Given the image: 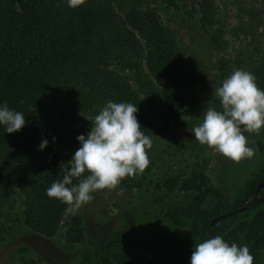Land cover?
I'll list each match as a JSON object with an SVG mask.
<instances>
[{
  "label": "trees",
  "instance_id": "16d2710c",
  "mask_svg": "<svg viewBox=\"0 0 264 264\" xmlns=\"http://www.w3.org/2000/svg\"><path fill=\"white\" fill-rule=\"evenodd\" d=\"M176 1L81 0L72 8L67 0H0V104L7 103L26 118L22 130L12 134L0 126V239L15 220L45 237L59 232L73 206L48 197L46 189L62 179L79 147L76 137L90 131L91 121L109 100L137 106L141 131L149 137L159 132L161 123L178 122L188 107L200 102L205 73L198 61L185 55L177 32L159 10V5ZM260 3L235 1L234 34L241 41L261 36L264 0L263 7ZM199 6L203 27H214L216 0H200ZM220 66L224 80L242 69V61L236 58L231 66L223 58ZM254 75L264 89V57ZM43 139L49 144L41 151ZM198 178L201 173L194 171L181 188L198 189ZM261 181L264 176L249 182L247 196L226 209L220 221L205 223L202 236L248 230L254 240L262 233ZM178 186L179 180L167 181L170 189ZM19 203L22 210L17 214ZM83 238L82 221L74 217L67 242Z\"/></svg>",
  "mask_w": 264,
  "mask_h": 264
},
{
  "label": "rangeland",
  "instance_id": "374dc122",
  "mask_svg": "<svg viewBox=\"0 0 264 264\" xmlns=\"http://www.w3.org/2000/svg\"><path fill=\"white\" fill-rule=\"evenodd\" d=\"M199 1L177 0L159 5V10L163 21L177 32L185 55L198 61L205 73L200 102L188 107L189 113L178 122L160 124L159 132L150 137V162L143 172L123 178L113 189L98 190L86 204L73 206L54 237L35 233L15 220L0 239V264L28 260L36 264H189L195 243L206 239L202 228L214 218L212 214L230 209L247 196L249 182L264 176V128L258 134L244 133L254 154L238 162L199 143L190 131L202 122L207 107L220 109L219 99L211 93L223 81L221 60L226 58L233 66L239 58L242 69L255 74L264 57V26L252 42L234 34L236 0H216L218 23L211 28L200 21ZM259 6L263 7L262 0ZM194 171L201 173L200 187L181 188ZM169 180H179V186L168 188ZM21 210L19 203L15 213ZM74 217L82 221L84 238L69 244L66 233ZM222 236L229 244H246L253 264H264V231L254 240L248 230H231Z\"/></svg>",
  "mask_w": 264,
  "mask_h": 264
},
{
  "label": "clouds",
  "instance_id": "9594fccd",
  "mask_svg": "<svg viewBox=\"0 0 264 264\" xmlns=\"http://www.w3.org/2000/svg\"><path fill=\"white\" fill-rule=\"evenodd\" d=\"M80 2L67 0L72 8ZM211 94L219 99L220 109L203 110L202 122L190 130L194 139L233 161L252 157L253 149L244 133L258 134L264 128V89L258 87L255 75L235 69ZM137 112L138 107L132 103L109 100L91 121L90 131L76 137L79 147L62 179L46 189L48 197L79 207L98 190L113 189L123 178L143 172L150 162L148 150L152 141L141 131ZM25 125L22 112L7 103L0 104V126L5 133L18 132ZM48 144L43 139L38 150L46 149ZM74 179L78 182L74 183ZM253 261L246 244H229L221 235H212L195 243L189 264H253Z\"/></svg>",
  "mask_w": 264,
  "mask_h": 264
},
{
  "label": "water",
  "instance_id": "95a60500",
  "mask_svg": "<svg viewBox=\"0 0 264 264\" xmlns=\"http://www.w3.org/2000/svg\"><path fill=\"white\" fill-rule=\"evenodd\" d=\"M262 187H264V181L259 182L258 185H257V188H258V189H260V188H262ZM224 216H225V214H221V215H219V216L214 217V218L211 220V223H210L211 226H213L215 223H217L218 221H220ZM210 234H212V232H210Z\"/></svg>",
  "mask_w": 264,
  "mask_h": 264
},
{
  "label": "snow or ice",
  "instance_id": "6c2138e0",
  "mask_svg": "<svg viewBox=\"0 0 264 264\" xmlns=\"http://www.w3.org/2000/svg\"><path fill=\"white\" fill-rule=\"evenodd\" d=\"M77 2H78V0H77Z\"/></svg>",
  "mask_w": 264,
  "mask_h": 264
}]
</instances>
